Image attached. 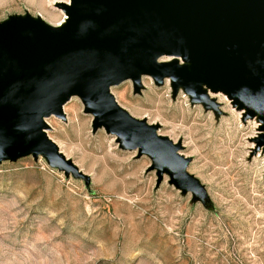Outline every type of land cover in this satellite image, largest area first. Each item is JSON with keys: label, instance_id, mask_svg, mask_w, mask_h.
Segmentation results:
<instances>
[{"label": "rangeland", "instance_id": "374dc122", "mask_svg": "<svg viewBox=\"0 0 264 264\" xmlns=\"http://www.w3.org/2000/svg\"><path fill=\"white\" fill-rule=\"evenodd\" d=\"M68 0H0L11 18L63 22ZM161 61H166L162 59ZM111 86L117 105L180 145L185 171L201 186L189 193L151 160L121 150L73 96L64 121L45 119L46 135L89 183L49 168L43 156L0 162V264H264V146L258 117L242 119L221 93L193 102L169 80L140 77Z\"/></svg>", "mask_w": 264, "mask_h": 264}, {"label": "water", "instance_id": "95a60500", "mask_svg": "<svg viewBox=\"0 0 264 264\" xmlns=\"http://www.w3.org/2000/svg\"><path fill=\"white\" fill-rule=\"evenodd\" d=\"M63 22L11 18L0 24V162L43 156L49 168L88 185V176L48 138L45 119L64 121L75 96L91 131L101 128L121 150L146 155L157 181L194 193L180 145L156 125L130 117L109 88L140 77L167 78L193 102L211 107L221 93L242 119L258 117L264 146V0H68L55 6ZM165 59L166 61H161Z\"/></svg>", "mask_w": 264, "mask_h": 264}]
</instances>
